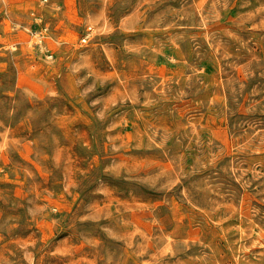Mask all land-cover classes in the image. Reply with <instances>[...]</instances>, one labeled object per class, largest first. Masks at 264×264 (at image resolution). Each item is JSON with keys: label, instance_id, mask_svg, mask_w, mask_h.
<instances>
[{"label": "rangeland", "instance_id": "374dc122", "mask_svg": "<svg viewBox=\"0 0 264 264\" xmlns=\"http://www.w3.org/2000/svg\"><path fill=\"white\" fill-rule=\"evenodd\" d=\"M0 264H264V0H0Z\"/></svg>", "mask_w": 264, "mask_h": 264}]
</instances>
